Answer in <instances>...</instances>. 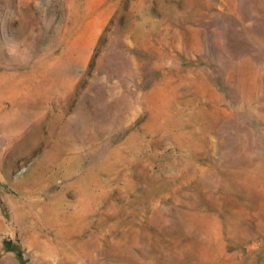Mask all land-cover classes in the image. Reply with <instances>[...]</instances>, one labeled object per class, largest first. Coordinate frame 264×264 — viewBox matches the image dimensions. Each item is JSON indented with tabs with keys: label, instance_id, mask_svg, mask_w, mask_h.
I'll list each match as a JSON object with an SVG mask.
<instances>
[{
	"label": "rangeland",
	"instance_id": "1",
	"mask_svg": "<svg viewBox=\"0 0 264 264\" xmlns=\"http://www.w3.org/2000/svg\"><path fill=\"white\" fill-rule=\"evenodd\" d=\"M0 264H264V0H0Z\"/></svg>",
	"mask_w": 264,
	"mask_h": 264
}]
</instances>
